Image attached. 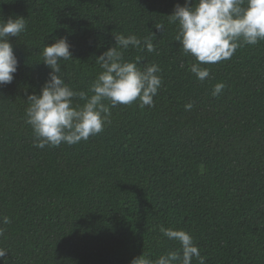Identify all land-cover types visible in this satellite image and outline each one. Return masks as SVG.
Segmentation results:
<instances>
[{"label": "trees", "instance_id": "1", "mask_svg": "<svg viewBox=\"0 0 264 264\" xmlns=\"http://www.w3.org/2000/svg\"><path fill=\"white\" fill-rule=\"evenodd\" d=\"M184 3L0 0V19L27 21L25 32L9 37L18 68L0 86V217L11 220L0 222L7 252L0 264L155 259L180 247L160 226L188 232L205 264H264V40L237 48L230 60L201 65L210 72L201 82L167 21ZM150 31L157 51L130 48L125 59L141 56V69L160 67L153 106L137 100L110 107V123L87 141L34 147L26 98L48 79L45 44L67 37L72 59L60 61L63 78L87 91L113 34ZM217 82L225 88L213 96Z\"/></svg>", "mask_w": 264, "mask_h": 264}, {"label": "clouds", "instance_id": "2", "mask_svg": "<svg viewBox=\"0 0 264 264\" xmlns=\"http://www.w3.org/2000/svg\"><path fill=\"white\" fill-rule=\"evenodd\" d=\"M166 16L168 23L177 27L174 40L185 55L194 58L189 70L201 82L210 76L209 69L201 65L230 60L237 48L264 40V0H185L184 5L176 4ZM153 26L158 31L164 30L163 23L155 22ZM26 28L24 17L0 19V86L10 84L18 68L9 37H19ZM151 34L146 37L113 34L115 43L96 57L101 71L87 91L70 87L63 78L60 61L72 59L67 37L55 38L51 44H45L41 61L50 69L48 79L39 94L28 93L26 98L25 123L32 128L34 147L44 149L87 141L90 136L100 134L105 123H110V107L131 105L137 100L140 107L153 106V97L162 84L158 75L160 67L151 63L141 69L137 66L142 62L141 56L125 59V52L130 48L156 52L152 42L155 34ZM224 88L223 82H217L211 94L218 96ZM184 107L190 111L193 104L187 103ZM0 222L7 225L11 220L3 216ZM4 231L0 227V236ZM159 231L168 240L177 241L179 249L155 259L140 254L130 264H192L194 258L198 264H205V258L188 232L163 226ZM6 254L0 248V260Z\"/></svg>", "mask_w": 264, "mask_h": 264}]
</instances>
